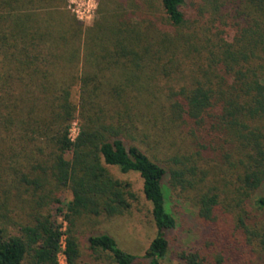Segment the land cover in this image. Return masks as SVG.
Wrapping results in <instances>:
<instances>
[{"label": "trees", "instance_id": "16d2710c", "mask_svg": "<svg viewBox=\"0 0 264 264\" xmlns=\"http://www.w3.org/2000/svg\"><path fill=\"white\" fill-rule=\"evenodd\" d=\"M159 2L164 25L175 30L172 37L165 28L157 27L164 34L148 40L144 33L104 18L98 31L106 34L109 43L108 34L118 36L111 43L115 51H104L106 46L102 54L82 55L76 20L61 11L64 0H0V144L6 142L5 135L16 132L15 138L19 136L21 142L51 149L46 154L52 174L72 196L57 208V214H35L26 224L12 222L0 203V264H60V252L66 264H77L78 243L70 231L74 217L81 212L113 216L130 207V184L114 178L107 167L139 175L156 228L142 256L122 250L107 233L90 235L89 249L107 253L111 264L138 260L163 264L169 249L167 234L177 224L166 198L172 186L196 189L197 217L210 229V235L203 238L208 253L183 251L179 261L249 264L243 246L264 254V220L249 223L257 216L246 208L251 204L264 211V0H197L194 11L206 27L185 37L177 30L187 19L186 0ZM172 48L180 49L182 61L178 66L170 59V65L161 64L162 54ZM193 52L195 56H191ZM106 58H124L128 78L122 84L103 87L92 84L82 71L79 103H73L70 96L77 66H98ZM183 59L191 64L186 84L169 88L163 99L140 96L150 92L144 79L146 69L151 67L157 75L168 77L181 72L178 67ZM132 88L139 97L132 94ZM103 89L107 94L104 101L98 98ZM96 100L109 105L117 116L115 124L101 121L102 108ZM76 111L79 132L72 141L68 125ZM147 115L183 127L193 149L184 159L195 165L189 167L182 157L175 158L181 167L169 170L168 183L166 169L145 140L151 125L150 120H142ZM139 135L145 139H137ZM67 153H71L70 159L65 158ZM205 158L219 162L218 167L210 168L222 176L220 180L229 168L235 169L234 197L228 204L235 223L228 237H223L225 226H218L219 214L230 217L219 206V191L224 190L200 186L209 171L198 172L197 162ZM186 173L192 177L186 178ZM57 216L68 229L62 230ZM9 225L13 232L7 229Z\"/></svg>", "mask_w": 264, "mask_h": 264}, {"label": "rangeland", "instance_id": "374dc122", "mask_svg": "<svg viewBox=\"0 0 264 264\" xmlns=\"http://www.w3.org/2000/svg\"><path fill=\"white\" fill-rule=\"evenodd\" d=\"M196 1L186 0L184 9L187 19L184 26L177 30V33L182 34L184 37L196 30L202 31L206 27L202 19L195 14L194 5ZM61 9L65 15L76 20L67 8L65 0ZM104 18L109 19L110 22L114 21L118 24L119 22L123 23V25L126 24L131 29L144 33L148 40L158 35V33L161 35L164 34L163 31H158L157 27L165 28L171 37L173 36V32H175V30L170 31L164 25V12L159 0H97V9L93 18L88 22L76 20L75 23L80 37L78 46L82 55L85 52L89 55L91 53L94 55L95 53L102 54L103 51L101 49H104L106 46L104 51H108L110 54L112 50L115 51L112 45L114 43L112 42L118 36L111 37L108 34V38L111 40L109 43L106 34L98 31L97 26ZM196 19L199 21H195ZM191 56H195L194 52ZM182 58L184 57L180 49L172 48L167 54H162L161 64L166 63V66L170 65V62H168L170 59L172 61L171 63L177 64L178 66V61L181 62ZM115 60L116 62H114ZM123 60L101 59L98 66L87 63L84 66L80 63L75 70L76 78L71 89V101L76 105L79 103V77L82 75V71L91 79L90 82L92 84L99 83L103 87L122 84L125 78H128L123 67ZM190 65L187 60L185 61L183 59V64L178 67L181 72L172 73L168 77L161 74L157 75L155 69L152 68V70L149 67L145 71L144 79L147 82L146 84L150 92L145 91L140 96L142 98L147 97L148 99H151L153 96L163 99L169 88L178 89L179 86L186 84L188 81V67ZM136 84V82L133 83V85ZM132 90V94L138 96L134 91L135 89L132 88ZM100 95L98 98L102 99V101L107 97L104 89L101 90ZM92 101L94 104L93 99ZM96 101L101 104V121L104 124H115L117 116L109 110V105L106 103L103 104L101 100ZM145 119L151 121V125L145 131L148 138L145 139L142 135H139L137 139L147 140L148 147L153 149V154L159 158V164L167 171L165 182L168 183L170 178L169 170L181 167L175 163V158L182 157L181 161L188 163L189 167L195 165L192 161L188 160V162L184 159L193 150L190 147L191 145H189L191 144L189 143V137L186 135V130L183 127L170 125L168 122H164L162 118L156 117V119H153L151 115H147L142 120ZM73 124H75L74 136H77L80 124L78 111H76L75 118L68 125V133ZM16 135V132L8 133L7 136L5 135L6 142L0 144V203L12 222L26 224L32 220L35 214H57V208L71 200L72 196L69 188L59 185L52 174L51 162L48 159L49 156L46 154L51 149H45L39 143L33 145L23 141L21 142L18 138L19 136L15 138ZM124 140L127 142L126 138ZM141 147L146 150L144 143L141 144ZM148 154L150 155L149 152ZM65 158L70 159L71 153H67ZM218 164L219 162L214 159L205 158L204 161L197 162V171H209L204 181L200 183L201 185L199 184L203 187V190H207L209 187H219L224 190L221 193L219 191V206L224 208L230 217L219 214L218 218L221 223L218 226H225L222 228L224 231L223 237H228L231 233L232 224L235 223V214L228 207V204H232L231 199L234 197L232 192L236 173L235 169L229 168L226 172L227 174H225L226 176L220 180L222 176L220 174H214V169L210 168H216ZM107 168L114 178L130 184V191L133 194V197L130 199V207L122 213L113 216H95L87 212H81L74 217L70 231L78 243L79 257L77 264H111V258L107 253H96L89 249L88 237L90 235L107 233L115 239L119 248L136 256H142L144 254L149 243L155 236L156 228L151 217V206L142 193V180L139 175L137 173L123 174L114 167ZM186 174V178L192 177V175ZM223 183H227V186H224ZM197 193L196 189L188 186H185L184 189H181L179 186H172V188L167 189V205L175 216L177 224L176 228L167 234L169 249L163 260V264H185L178 259V255L183 251L200 253L203 251V253H208L207 247L204 246L203 238L208 234L210 235V229L209 226L203 225L197 217V207L194 201ZM246 208L249 210L250 215L255 214L257 216L250 219L249 223L264 220L263 210L259 211L251 204H248ZM57 221L63 223L62 230L65 231L68 229V225L62 220V217L57 216ZM7 229L10 232L14 230L10 225L7 226ZM216 246L219 248L220 245L217 244ZM216 246H213L212 249H217ZM242 249L246 251L245 255L249 260V264H264L263 253H253L249 248L244 246ZM58 262L60 264H66L61 252L58 254ZM135 264H146V262L144 260H138Z\"/></svg>", "mask_w": 264, "mask_h": 264}, {"label": "built area", "instance_id": "2783aa9c", "mask_svg": "<svg viewBox=\"0 0 264 264\" xmlns=\"http://www.w3.org/2000/svg\"><path fill=\"white\" fill-rule=\"evenodd\" d=\"M67 8L71 11L76 20L80 22H88L95 15L97 9V0H65ZM75 124L70 128L68 137L74 141Z\"/></svg>", "mask_w": 264, "mask_h": 264}]
</instances>
